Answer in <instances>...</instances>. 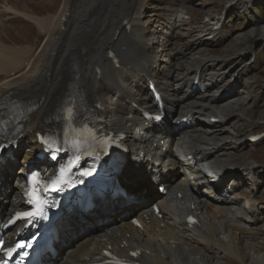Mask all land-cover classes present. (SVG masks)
Wrapping results in <instances>:
<instances>
[{"label": "bare ground", "instance_id": "1", "mask_svg": "<svg viewBox=\"0 0 264 264\" xmlns=\"http://www.w3.org/2000/svg\"><path fill=\"white\" fill-rule=\"evenodd\" d=\"M85 2H83V8H86L85 11L78 12L76 17L70 15L68 19L65 17L67 11L66 3L63 8H60L62 10L56 19L53 17L37 18L26 13L21 14L18 11H14V14L19 13L34 23L41 33H45L48 41H53L54 45H52V42L42 44L36 54L24 51L23 47L15 48L2 45L0 42V106L1 104H6L8 107L11 106L18 109L21 113L25 112V115L17 124L19 130L16 133L5 131L6 133L1 135L6 144L1 156L7 154L9 159L4 157L0 162V182L6 184L8 179L11 178V187L17 193L21 191L19 185L22 181V176L25 174V170L22 167L28 162L27 160H35L36 155L40 154L43 149L37 142V134L44 132L45 129L56 123V118L61 115L63 100L71 87H78L83 90L84 94L87 95L90 107L101 116L106 117L107 115L108 118V114L113 111L115 115L120 114V118L124 120L123 124H126L130 118L128 126L120 130L124 135L123 142L128 146H132L131 151L133 152L138 153V150H146L150 155L149 160L151 163L152 157L155 155V152L153 153L155 148L149 149L150 143H148V146L145 145L146 140L143 137L144 132L150 133L154 131V126L152 124L145 125L143 121L139 123V118L137 117L139 112L132 106L126 105V98H130V102H135L142 108H153V105H148L150 102L149 96H141V92L145 89L144 87L148 86V75H151L156 80V83L162 82L161 77L156 76L157 74L153 72L152 65L155 63L146 64L143 61L145 59L148 62L150 60L155 62L156 59H147L141 52V50L145 51L150 45L152 46L155 38L143 41L131 38L129 33V29L137 31L141 27L145 28L144 25H141L143 16L141 17L138 13L133 14L140 0L137 2L133 0H112L111 2L109 0L106 2L105 0H88V2ZM121 6L126 8L124 9L126 10V12L124 11L126 13L125 16L121 14L123 12L122 9H120L121 12L119 10ZM92 8L97 10L96 13H91ZM1 9L0 13L2 11L9 13V11L14 10L9 6L1 7ZM101 10L103 11V16L108 12L107 17L109 18V13L113 11L116 16H119V19L122 16L123 18L119 22L123 26L117 29L119 31L116 36L117 30H113V28L110 30L113 22H108L107 25L103 26L106 31L101 33L97 31V34L92 38L93 40L96 37V48L103 52V55L100 52L98 53L99 56H97L99 60H103V62L101 61V77L98 78V73L95 70L98 68L97 61H93L92 58V54L95 55V44L91 40V46L87 42L86 46L80 42L82 39L84 40L83 35L90 27L91 20L94 19L95 15L101 14ZM183 10H185L184 7H181L179 11L176 9L172 10L170 13L171 21H168L166 26L167 31L161 28L158 29V32L171 37V34L175 33L173 32L174 29L180 30L186 23L182 15H186L187 12H183ZM147 17L146 22H151V20L149 21L151 16L148 15ZM50 18L54 20L51 21ZM216 20L212 17L204 21L202 26L204 30L201 31L207 33L206 36L203 35L204 37L194 36L193 34L187 36L179 34L183 43L176 46H180V49L174 56L176 69L178 70L175 81H178V83L175 87L169 82H163L161 89L158 86L159 91L165 90L170 95H174L176 101L165 100V102L173 105L175 107L174 111H176V108H180L184 112L182 116L189 114L185 125L192 127L184 135L188 136L189 139L182 138L179 142L178 146L181 149V153H176V144L170 141L167 142L169 146L167 149L173 155L175 154V159L164 161L165 157L170 158L172 156L170 154H159L157 159L159 163H155L159 166L156 167L155 171H158L160 175L156 179L165 181L164 184L166 185L170 184V189H172L169 191L170 195L167 201L159 205L163 218H156L148 210L147 202L155 200L153 198L150 199L149 191L146 193L148 190L146 185L136 190L137 192L134 191V193H131V190L125 191L124 196L108 194L101 199L97 198L95 200V209L92 212L84 215L75 211L58 226V246L61 247L68 243L71 245L73 240H76L73 242L74 250L66 253L62 264L87 263L93 256H97L107 249L108 246H111L112 251L122 257H128L131 252L139 251L141 255L138 261L142 264H210V261L213 260L217 262L216 259L224 260L218 261V264H226L228 259L232 258L237 260L239 264H264V253L259 251L261 243L255 241L254 238L255 235L262 234L261 229L264 232V225L261 229L257 227L258 224L264 222V218L262 219L258 215V209H260L259 199H251L250 193L233 194L231 197L227 196L228 192L226 195L222 193L223 189L227 191L228 186H230L232 191H235L238 188L235 185H246L247 177H251V181H253L252 178L255 176L257 169L264 171L261 166L244 163L245 166L243 165L244 169L241 172L243 176L240 173H236L235 167L241 165L239 160L240 150L247 143L242 139V142L235 145L237 141H240L241 134L233 137L234 140L230 141L233 143L232 145L224 142V138H222V135L226 132L221 126L229 123L233 131L235 123L239 120L236 115V111L241 105L239 100L237 99L233 104L228 100L234 98L225 100L229 93H226L223 98L221 96L222 99H215L209 96L211 104H215L214 106H209L195 103L192 98L194 96L191 94L184 95L183 99L180 97V93L183 92L184 82L189 76H194L195 78L198 74L200 83L206 76L210 77V82L205 87L209 90V94L218 90L219 80H217L216 73L212 72H215L218 67L224 66L225 63L220 64L224 61V57L222 61L220 58L214 57L217 55L214 52H220L217 49L221 46L220 39L224 36L223 28L218 27L216 29L212 27L217 25V23H211L213 21L216 22ZM64 22L68 28L66 31H61V26L64 25ZM105 22L103 23L105 24ZM53 24L54 26L51 27ZM60 36L62 37L58 39ZM115 36L116 40H113ZM213 45H217V48L211 49ZM121 46L125 48V54H119L118 56L117 50ZM207 47L210 49H207ZM206 50L212 56L205 55L204 52ZM235 50L236 48L232 47L229 51L235 52ZM127 51H134L135 55L132 56ZM82 54H85V60ZM222 56L225 55L223 54ZM182 57H185L187 61H183ZM116 58L120 59L118 62L127 60L128 62L124 64V68L130 72H126L123 69L126 72L123 78L121 76L120 80L115 79L113 87H106L104 74L114 75L106 70L103 63L109 59L115 60ZM237 59L240 60L241 58L237 56ZM133 60L137 62L133 63ZM128 63L130 64L128 65ZM134 64L139 65L136 66L138 71H132ZM50 68L51 73L48 74V69ZM91 80L95 81L96 85L94 94L89 89ZM38 84L41 87L35 93V87ZM214 84L216 85L213 86ZM134 86L138 90L133 91L132 87ZM102 89H105L106 93H102ZM118 90H122L124 95H117ZM112 93H115L118 97L115 102H111L112 96H109V94ZM92 95H94L95 99ZM221 101L223 103L218 104ZM193 106H199L200 114L198 116L200 118L194 116V110L191 109ZM218 115L219 117H217ZM212 117L218 119L219 122H211ZM208 118L210 119L208 120ZM108 122L110 124L112 120L107 121L106 124ZM127 128L130 133L127 132ZM206 129H211L212 132L209 140H206ZM219 133L221 134L219 135ZM216 135L219 136L215 137ZM26 139L29 144L26 143ZM218 141L223 142L217 145L218 143L216 142ZM189 143H196L194 150H184ZM26 145L29 146L22 150L23 156L22 161L19 162L20 166L14 169L16 164L11 161V158L18 153L22 146ZM232 147L235 154L232 159L239 160L238 165L235 163V166L231 163L232 159H227V156L230 157L227 154V149ZM17 155L19 156V154ZM123 164L114 165V168H117V174L122 170L121 167H126ZM192 164L196 165L195 169L191 168ZM178 168L181 171L180 175H182V170L185 171L183 175H185L186 180L183 179L175 186V180L168 181L165 172L176 171ZM12 170L13 175L11 176ZM137 174L140 177L142 172L138 170ZM164 184L162 186L169 190L168 186ZM197 188L207 194V201L190 195V189L197 190ZM207 188L209 190L203 191V189ZM180 194H182L181 197H179ZM5 196L10 195L5 192ZM239 197L248 199L246 201L247 206L238 204L242 201ZM21 202L19 201L15 207L18 205L23 206ZM172 203L174 204L173 206H171ZM114 205L119 209V216H123L117 223V220H112V214L117 209ZM191 206H193L192 209ZM128 210L131 211V216L135 210L141 211L138 215V220L142 224V228L132 226L127 222L125 213ZM182 212L194 214L199 221V225L189 226L185 222V218L181 216ZM71 221L73 224L77 223V231L69 230ZM91 224L94 226H91ZM82 233L85 234L76 238ZM131 238L137 240L136 245L129 243ZM247 239L251 240V242L247 241ZM124 242L129 243L127 248L125 246L121 247ZM240 244H243V248ZM65 250L66 247L61 248L59 256H62ZM205 251H208L211 255L206 254Z\"/></svg>", "mask_w": 264, "mask_h": 264}, {"label": "rangeland", "instance_id": "2", "mask_svg": "<svg viewBox=\"0 0 264 264\" xmlns=\"http://www.w3.org/2000/svg\"><path fill=\"white\" fill-rule=\"evenodd\" d=\"M85 1L88 2V0H66V1L65 0H0V9L1 7L4 6H9L14 9L13 11H9V13H5L3 11L0 13V42L2 45L11 46L15 48L23 47V49H25L24 51L33 52L34 54H36L41 48L42 44L47 42L48 43L52 42V45H54V43L53 41H48L47 37L37 29V26L34 23H32L30 20H27L21 14L26 13L28 15L37 18L53 17L54 19H56L60 11L62 10L60 8H63L64 4L66 3L65 4V6H67L66 16L69 17L71 15L76 17L78 12L85 11L86 8L85 9L83 8V2L86 3ZM106 1L107 0H105V2ZM111 1L112 0H109V2ZM133 1L136 2L137 0H133ZM139 3L140 5L138 8V13L139 11L143 10L140 13L144 14V16H148V15L151 16L149 20H151L152 23L146 22V18H148L146 17L141 22V25H144L145 28L141 27L137 31L133 29H129V33L131 38L137 39L134 37V34L132 32L134 31L138 39L143 41H146L149 38H153V39L155 38V40H153L154 43H152L153 45L148 47L149 50L146 52V56L151 54L156 57L147 58L145 56L144 51L141 50V52H143V55L147 59L157 58L156 61L158 67H156V71L160 75L167 74L169 69L174 70L171 68L170 63H172L171 60L176 61V59H174V56L177 54V52L180 49V46L179 47L176 46L183 43V41L181 40V36H179L180 33L183 36L193 34L194 36L204 37L207 35V33L201 32L204 30L202 28L203 23L205 20L207 21L208 18H212V17L217 19L216 21H219L218 23L223 24L222 27L224 29L223 30L224 36L223 38L220 39L221 46L219 47V49H217L218 51L220 50V52L218 53L214 52L215 54H217L214 57L217 59L220 58L221 61L223 60L224 57V61L221 62L220 64L222 63L225 64L222 67H218L215 72H212V73H216L217 80H219L218 90L215 93L218 92L222 93L226 89L231 88L230 91H228L230 93L227 95L225 100L234 98L232 100H228L230 101V103L233 104V102H235L238 99L241 105L240 108L236 111V115L238 116L239 120L235 123L233 131L229 123H225L221 126L222 128H224L223 129L224 132H226L222 135V138H224V142H226L227 144L230 143L229 145H232L233 143H231L230 141L234 140L233 137L241 134L240 141H237L235 144L238 145L239 142H242V139L246 141V137L248 135L259 133L260 131H264V23H263L264 0H140ZM181 7L185 8L183 12L185 11L187 12L186 15L185 14L182 15V18L186 22L185 25H183L180 30L174 29L173 32L175 33H172L171 37H168L163 33L161 34L160 32H158V29L161 28L162 30L167 31L165 29V26H167L168 21H171L170 13L174 9L178 11L181 10ZM120 9H122L123 12H121ZM124 9H126L124 8V6H121L119 8L121 14H124L122 16H125L126 14L125 13L126 10ZM14 11H18L21 14L19 13L14 14ZM96 11H97L96 9L93 8L91 9V13H96ZM100 13L101 14L95 15L94 19L91 20L90 27L86 30L85 34L83 35L84 40L82 39L81 42L79 41L84 46H86V42L91 46L90 44V40H91L95 44L94 45V49H95L96 37H94L93 40L92 38L94 35L97 34V31H99V33H101L102 31H106L105 27L103 26L107 25L108 22L110 23L113 22V25L111 26L110 30L112 28L113 30L114 29L117 30L123 26V24L119 22L120 20H122L123 17L121 16V18L119 19V16L118 15L116 16L114 11L112 13H109L110 18L107 17L108 12L104 16L102 10ZM134 13H136L135 10L133 11V14ZM54 19L50 18L51 21ZM103 22H105V24ZM54 24L51 27H53ZM149 26L151 30H149ZM157 26L158 28H156ZM64 29L65 28L62 27L61 30L63 31ZM118 31L119 30H117L116 32L117 34ZM139 36L141 38L145 37L146 39L145 38L141 39ZM61 37L62 36H60L58 39H60ZM113 40H116V36L115 39L113 38ZM216 46L217 45H213L211 49H216L217 48ZM122 47L123 46H121V48L119 47L118 48L119 50H117L118 56L119 54L121 55L125 54V48L123 47L122 49ZM232 47L236 48L235 52L229 51ZM248 48H250V51L251 50L253 51L254 54L253 58L251 53L249 55L246 54V52H248ZM98 49L99 48L95 49V55L92 54V58L93 61H97V64L100 62L102 68L103 60L102 59L99 60L97 57L99 56L98 53L102 51ZM207 49L210 48L207 47ZM70 52H68V54H70ZM127 52L130 53V55L132 56L135 55L134 51H127ZM204 54L207 56H212L208 53L207 50L204 52ZM223 54L225 56H222ZM101 55H103V52L101 53ZM121 55L120 57L123 58V56ZM237 56H239L241 59L240 60L237 59ZM169 57L171 60H169ZM84 59H85V55H84ZM182 60L187 61L185 57L184 58L182 57ZM109 61H111L112 64H114V62L119 63L122 70V71L120 70L121 72L119 73L121 74L122 78L126 74V72H130L126 68H124V64L128 62L127 60H122L121 62L118 61L116 62L114 59L107 60V62ZM143 61L146 64L155 63L154 61L151 60L150 62H148V60L145 59ZM134 62L137 61L133 60V63ZM129 64L130 63H128V65ZM107 66L109 67V65ZM136 66L139 65L134 64L132 66L133 72L138 71ZM123 69L126 70V72ZM174 72L176 71L174 70ZM50 73H51V68L48 69V74ZM107 79H111L115 84L114 76L106 75V73L104 74V82L106 84V87H113L114 85L109 84L107 82ZM204 80L208 84L209 76H207L206 79ZM215 85L216 84H214L213 86ZM40 87H41L40 84H38V86L35 87V93H37L36 90L40 89ZM200 95H202V97L203 96L205 97L207 96V93L204 92L202 94L201 92L196 91L194 95L195 96L194 100L197 103L202 105L207 104L209 106L215 105V104H211V99H209L210 98L209 96L211 94H209V96H207L204 100L197 98ZM223 96H225V94H223ZM92 97L94 98V95H92ZM221 103H223V101H221L218 104ZM194 111H195L194 115H196L198 113V110H194ZM109 114H110L109 117H111L110 120L113 119L112 116H116L113 111H111ZM217 117H219V115ZM114 127L117 130L120 129L121 126L119 119L115 120ZM127 132L130 133L128 128H127ZM206 134L208 135V137L207 135H205L206 140H209V137L212 136L211 129H206ZM220 134L221 133H219V135ZM219 135H216L215 137ZM222 142L218 141L216 143L221 144ZM227 150H228L227 154L230 155V157L227 156V159L231 160L235 156L233 152L234 148L233 147L231 149L228 148ZM240 152H241V155L239 156V160L241 162L240 166H243L244 163L246 164L248 163L249 165L255 164V166H261L262 168H264V140L256 145H250V144L246 145L242 150H240ZM22 156L23 155L21 154V157ZM239 160L232 159L231 161L232 165L235 166V163L236 165H238ZM238 168L239 167H235V170L238 171ZM256 171L257 172L255 176L252 178L253 181L255 180V178L256 180L253 182L251 181V177H247L246 185H235L238 186V188L234 191L233 194L237 195L240 193H250L252 197L251 199L258 198L260 201V209H258V215L263 219L264 218V171L258 169ZM239 172H243V170L239 169ZM258 176L260 177V179ZM222 193L226 195L227 192L223 189ZM229 195H231V193L228 194V197H231ZM239 198L242 201L239 202L238 204L247 206L246 201L248 199H245L243 197H239ZM263 225L264 222L258 224L257 227L261 229ZM261 232H262L261 235H255L254 238L255 241L261 243V248L259 250L260 253H264V232L262 231V229ZM247 241L251 242V240L248 239ZM240 246L243 248V244H240ZM205 252L206 254L211 255V253H209L208 251ZM214 261L215 260L210 261V264H218V261H224V260L216 259L217 262ZM226 264H239V262L234 258H232V259H228V262Z\"/></svg>", "mask_w": 264, "mask_h": 264}, {"label": "snow or ice", "instance_id": "3", "mask_svg": "<svg viewBox=\"0 0 264 264\" xmlns=\"http://www.w3.org/2000/svg\"><path fill=\"white\" fill-rule=\"evenodd\" d=\"M54 183H56V182H54ZM35 215H36L35 212H31V213H27V214H26V217H32V218H34Z\"/></svg>", "mask_w": 264, "mask_h": 264}]
</instances>
